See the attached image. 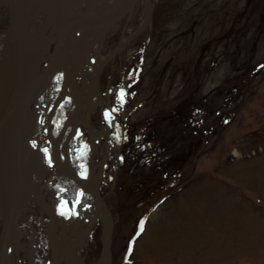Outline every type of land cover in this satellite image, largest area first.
I'll list each match as a JSON object with an SVG mask.
<instances>
[{
	"label": "rangeland",
	"instance_id": "obj_1",
	"mask_svg": "<svg viewBox=\"0 0 264 264\" xmlns=\"http://www.w3.org/2000/svg\"><path fill=\"white\" fill-rule=\"evenodd\" d=\"M141 14L140 0L103 52ZM98 79L111 116L90 115L89 127L106 131L86 162L94 168L108 149L100 194L111 264H264V0H152L147 24ZM77 139L89 142L84 128ZM69 190L79 207L81 192ZM69 208L67 223L78 217ZM37 224L22 264H52V235L45 227L38 237ZM101 232L98 220L84 264L102 257Z\"/></svg>",
	"mask_w": 264,
	"mask_h": 264
},
{
	"label": "water",
	"instance_id": "obj_2",
	"mask_svg": "<svg viewBox=\"0 0 264 264\" xmlns=\"http://www.w3.org/2000/svg\"><path fill=\"white\" fill-rule=\"evenodd\" d=\"M71 1L73 0H33V10L44 15L53 33L50 62L40 69V47L24 15L22 0H6L8 21L5 34L12 48L14 72L9 92L0 105V135L2 129L6 130L5 140L0 144V199L3 211L0 227V264H10V237L33 201L39 211V229L46 225L52 235L48 240L53 241L54 238L56 244H59L62 256L60 264H84L78 256L90 239L96 222L101 217L109 220V209L99 188L87 177L69 168L68 146L70 139L75 141V122L84 99L75 86L73 69L80 55L84 54L90 61L92 49L102 42L115 25L131 15L138 0H120L111 9L82 15H74L72 4L69 5ZM150 14L151 9L149 17L140 22L126 42L147 24ZM55 80L58 82L56 93L43 100ZM93 82L97 85V73L94 74ZM68 103L71 104L70 111L65 114L60 128L54 132L52 125L57 124V121L53 122L54 117L58 111L63 112ZM33 115L37 124L34 128L35 144L31 143L30 147L38 153L30 163L24 152V134ZM46 144L49 146L53 164V180L51 186L42 189L39 185L43 183L48 170L44 151ZM13 162L18 175L25 167L29 182L34 186L19 197L13 187ZM43 163V170L37 174L31 172L36 165ZM67 183H73L81 189L92 207V212L83 220L72 238L67 236L62 228L61 237L51 230L52 221L45 205L46 198L53 202L56 192ZM103 229L104 226L101 232L102 255L105 264H111L110 223L106 244L103 241Z\"/></svg>",
	"mask_w": 264,
	"mask_h": 264
},
{
	"label": "bare ground",
	"instance_id": "obj_3",
	"mask_svg": "<svg viewBox=\"0 0 264 264\" xmlns=\"http://www.w3.org/2000/svg\"><path fill=\"white\" fill-rule=\"evenodd\" d=\"M151 1L152 0H141V6H142V14H141V21L146 20L149 15V11L151 9ZM120 0H73L69 3V5L72 4V11H74V15H82V14H91V13H98L104 10H108L116 6ZM23 5V12L24 15L31 27V30L33 34H35L36 39L38 41L39 47H40V53L41 58L43 62H47L50 58L51 53V44L53 40V33L50 29V25L48 22L45 21L44 15L40 16L38 12H36L33 5V0H22ZM6 6V0H0V18L3 14V7ZM8 18V16H7ZM116 27V26H115ZM113 27V28H115ZM7 28V26H6ZM5 30L0 32V105L2 100L5 98V96L9 92L13 72H14V60L12 55V48L9 44V42L6 39ZM112 28V29H113ZM137 28V26H136ZM134 29V31L136 30ZM111 29V30H112ZM128 36L125 34H121L120 40L118 41L117 45L114 47V49L110 52H103V46L101 43L97 45L95 48L92 49V56H91V64L88 62L87 57L83 54L80 55V57L76 60L74 64V83L77 88V90L81 93L83 96V103L79 110L78 117L75 122V133L80 130V128H84L86 132L89 135V143L82 144L79 142L76 143H69L68 146V155L70 159V169L74 172L78 173H84V176L87 177L94 185H96L99 188L100 191V182L104 177V163L105 159L108 156V149L101 147V154L103 155V158L101 161L96 165L94 168H89L87 165L83 164V160L85 156L92 150L97 149L95 144V139L100 135H105L106 129L103 130H93L89 127V118L92 112H94L97 108H100L101 112L105 115V117L108 119L110 117L109 115V104L106 101V99L102 96L98 83L97 85L93 82L94 74L97 73V76L101 73L102 69L112 60V57L120 50H122L126 45V40ZM104 40V39H103ZM102 40V42H103ZM34 55V52H33ZM99 80V79H98ZM55 85H51V89L44 95L43 100H46L53 96ZM71 104L68 103L66 106V111H64V114H68L70 111ZM67 112V113H66ZM108 113L106 115L105 113ZM112 123H116V120L112 118ZM37 120L34 117H30L29 122L27 124V129L24 134V152L26 153V156L31 163V160L34 158L35 154L38 153L37 150H34L30 147V142L33 140L34 137V128L36 127ZM60 123H58L57 129L59 128ZM5 128L2 129L1 135H0V144L5 140L6 132ZM15 161V160H14ZM14 162L11 166V174L12 177H14V192L17 197H19L22 194H25V191H28V189H31V187H34L33 184L29 182L25 167L24 171L18 175L15 172L14 168ZM45 168V163L43 165H36L34 169H31V172L33 174L39 173L41 170ZM97 168V170H95ZM50 175V171L47 170V176ZM45 176L44 181L45 183H40L39 187L44 189L47 186V179L49 177ZM63 196V197H62ZM102 196V195H101ZM60 197L62 199L58 202V206L54 204V208L51 207L52 203L48 198H46V207L48 209L49 217L51 218L52 225L51 230L56 233H58V236L61 237L60 229L62 228L65 231V234L67 236L73 237V233L79 229L81 226L83 220H85L89 214L92 212V207L90 205L89 199H80L81 204L79 207L76 208L73 207L75 203L74 201V194L71 190H66L64 193L60 194ZM76 200V199H75ZM55 201V200H54ZM63 201V203H62ZM33 203V202H32ZM31 203V204H32ZM72 203L71 208L67 204ZM30 204V205H31ZM88 204V207L86 206ZM50 207L52 208V211L50 210ZM68 207L70 215L75 214L79 212L78 217L73 218V221L71 223H67L66 219L69 217L66 216L64 213V209ZM33 208H31L29 211H26V214H24L23 218L21 219V223H18L17 228L13 232V234L10 237L9 241V255L8 259L10 261V264H22L21 258H19L20 252H24L27 244H29V239L31 237L27 236V226H29L33 222V218L31 219L30 211H32ZM35 210V209H34ZM82 211V212H81ZM30 214V215H29ZM3 219V211H2V201L0 199V227ZM108 221V222H107ZM100 223H102V226H104L103 229V241L104 244L107 243V226L110 223V220H106L103 217L100 218ZM60 225L61 227L59 228ZM44 227H46L44 225ZM58 227V228H55ZM50 232V230H49ZM70 238V239H71ZM56 241V240H55ZM54 240L50 241L48 240V248L47 250H50V256L52 260V264H60L62 260V256L59 250V244H56ZM80 261L83 262V254L82 251L80 252V255L78 256ZM5 264H7L5 262ZM29 264H37V262H31ZM96 264H105V261L102 257H100L97 260Z\"/></svg>",
	"mask_w": 264,
	"mask_h": 264
},
{
	"label": "snow or ice",
	"instance_id": "obj_4",
	"mask_svg": "<svg viewBox=\"0 0 264 264\" xmlns=\"http://www.w3.org/2000/svg\"><path fill=\"white\" fill-rule=\"evenodd\" d=\"M123 90H121V92H122ZM120 97H118V99H119ZM106 115H108V113L106 112L105 113ZM34 144H35V142H33ZM44 151L45 152H47V149H44ZM49 164H51V160L49 159ZM81 175H84V173H81ZM62 203H63V201H62ZM142 225H143V221H141V227H142ZM137 235H139V233H137Z\"/></svg>",
	"mask_w": 264,
	"mask_h": 264
}]
</instances>
